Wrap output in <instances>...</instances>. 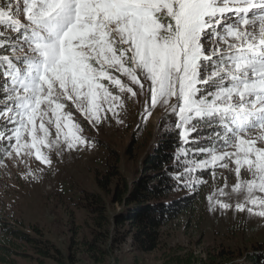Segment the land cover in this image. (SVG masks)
<instances>
[{
    "label": "snow or ice",
    "instance_id": "obj_1",
    "mask_svg": "<svg viewBox=\"0 0 264 264\" xmlns=\"http://www.w3.org/2000/svg\"><path fill=\"white\" fill-rule=\"evenodd\" d=\"M0 81L4 159L50 166L43 149L88 145L69 104L98 126L144 96V118L169 110L184 145L197 122L213 128L209 146L178 151L174 178L192 187L232 164L236 210L264 218V0H5Z\"/></svg>",
    "mask_w": 264,
    "mask_h": 264
},
{
    "label": "rangeland",
    "instance_id": "obj_2",
    "mask_svg": "<svg viewBox=\"0 0 264 264\" xmlns=\"http://www.w3.org/2000/svg\"><path fill=\"white\" fill-rule=\"evenodd\" d=\"M4 2L0 0V4ZM144 109V96L129 98V94H125V108L119 115L122 122L118 123L109 114L108 119L96 126L89 124L69 104L65 110L71 111L82 126L81 134L88 141L87 146L50 153L43 149L50 155V166L34 157L25 158L27 163L19 158L2 159L0 220L8 222L10 229L23 230L37 239L43 237L60 251V254L52 252L56 254L54 258L45 257L25 242H8L0 230V243L4 244L0 257L5 255L2 252L6 249L9 251L6 257L12 262L5 264H62L61 259L67 264H178V258H192L194 264H214L222 251L234 255L235 264H245L256 246H264V218L247 210H236V205L244 201V193L232 191L237 182L232 164L228 168H216L215 177L209 169L206 185L200 190L203 200L194 211L162 228L155 251L142 252L135 246L128 228L117 230L114 219L125 211V205L115 203V186L119 184L122 190L125 180L129 187L133 186L157 143L170 131H179L175 127L176 116L169 110L158 105L145 119ZM3 126L6 124L0 120V129ZM203 127L198 124L199 130L193 136L201 138L199 143L210 145L212 141ZM197 144L182 143V148L194 149ZM110 171L119 174L114 185L104 189L97 178L104 181ZM241 177L250 178L246 171H242ZM221 188L225 195H220ZM192 192L181 190L172 197H185ZM92 196L102 201L109 225L103 222V226H96L94 220L98 212L91 210ZM209 196L231 207L222 210L217 205L210 210ZM96 238L102 240L95 252H90L87 244Z\"/></svg>",
    "mask_w": 264,
    "mask_h": 264
},
{
    "label": "trees",
    "instance_id": "obj_3",
    "mask_svg": "<svg viewBox=\"0 0 264 264\" xmlns=\"http://www.w3.org/2000/svg\"><path fill=\"white\" fill-rule=\"evenodd\" d=\"M197 123L199 126H204L202 130H205L208 136L213 131V128L209 127L206 122ZM1 128L3 129L4 126ZM195 146L200 148L209 145L206 142H200ZM0 147H3V142H0ZM181 148L180 132L178 130L170 131L157 143L153 155L143 163V171L139 180L131 187L127 185L125 180L122 190L119 184L115 186V203L125 205V211L115 216L114 219L117 230H120L121 227L128 228L131 232L129 235L131 234L135 246L142 252L155 251L160 244L162 228L184 214L194 211L196 205L203 200V192L201 191L206 185L205 178H207L209 169L205 172H200L199 175L198 173L195 174L205 182L193 184L192 187L186 186L183 180L177 181L174 178L183 171V163L178 165L176 159ZM131 150L132 146H130V153ZM2 159L4 158L0 156V160ZM181 161H183V157H181ZM118 171L114 173L112 171L108 172L109 176L108 178L105 177L104 181L97 178L99 185L104 189L111 188L114 185L115 177L119 174ZM181 190H191L193 192L185 197L176 199L172 197L174 193ZM91 200V210L98 212V217L94 220L96 226H103V222L109 225L110 221L105 215L106 208L101 206L100 202L102 201L100 198L92 196ZM10 228L8 222L0 220V230L8 242L11 243L12 240L25 242L31 247L40 250L48 258L56 256L52 252L60 254V251L54 245L45 241L43 237L37 239L23 230ZM99 235H102V233H99ZM100 237L102 238V236ZM101 238H96L94 242L87 244L90 252H95V249L99 247ZM105 238L107 239L108 237L105 235ZM3 245V243H0V249H3ZM2 253H5V255L0 257V262L2 264L12 263L6 257L9 251L5 249ZM177 260L178 264H194L192 258L186 260L178 258ZM235 260L236 257L234 255L222 251L219 253L216 262L214 261V264H235ZM61 261L62 264H67L66 261L62 259ZM246 262L245 264H264V246H256L255 252L249 254Z\"/></svg>",
    "mask_w": 264,
    "mask_h": 264
}]
</instances>
